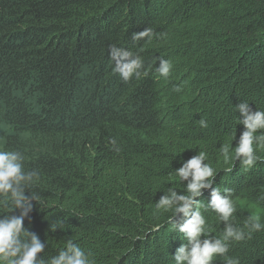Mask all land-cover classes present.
<instances>
[{"label": "trees", "instance_id": "obj_1", "mask_svg": "<svg viewBox=\"0 0 264 264\" xmlns=\"http://www.w3.org/2000/svg\"><path fill=\"white\" fill-rule=\"evenodd\" d=\"M146 28L147 75L124 83L110 46L136 52L133 34ZM159 58L173 64L167 80ZM243 100L264 110V0H0V150L21 151L39 172L43 206L24 223L45 258L72 240L96 264H174L185 241L155 203L173 186L183 193L174 171L200 150L218 173L213 187L232 190L234 223L259 211L264 224V161L245 169L217 156L234 131L238 144ZM202 212L218 237L224 223ZM229 255L264 264V230Z\"/></svg>", "mask_w": 264, "mask_h": 264}, {"label": "clouds", "instance_id": "obj_2", "mask_svg": "<svg viewBox=\"0 0 264 264\" xmlns=\"http://www.w3.org/2000/svg\"><path fill=\"white\" fill-rule=\"evenodd\" d=\"M133 40L141 44L136 52L116 45L109 49L110 61L114 65L112 71L124 83L134 77L139 79L147 75L140 51L143 43L151 42V29L134 33ZM172 70L171 61L158 59L155 71L160 78L167 80ZM175 91L180 92L181 88L176 87ZM235 112H239L242 117L236 120L244 126V131L233 148L232 142L236 138L234 131L230 142L219 147L217 156L224 165L236 161L241 167L251 169L264 161V156L258 154L264 152V110L253 111L249 103L243 100L235 107ZM199 124L202 128L208 127L204 119H200ZM111 144L119 151L114 139ZM224 171L231 172L233 169L229 166ZM217 174L208 162V153L200 150L174 171L175 177L183 185V193L178 194L177 188L173 186L155 203L158 211L172 213L170 223L173 232L182 234L185 241L172 256L174 264H214L217 258L223 264H241L238 257L229 255L231 244L245 241L254 233L264 230L259 211L250 212L242 226L234 223L236 206L232 190L224 188L222 195L219 186L213 187ZM39 179L37 170L25 168V155L21 151L0 150V207L8 209L6 213L0 214V264H96L91 253L72 240H68L57 255L45 258L46 242L35 232L29 231L24 223L26 219H31L34 202L41 208L43 206L40 195L32 191ZM205 189H211L210 200L206 204L197 199ZM259 199L264 200V192ZM202 209L215 213L219 221L224 223L218 237L210 234ZM56 228L61 227L53 224L52 229Z\"/></svg>", "mask_w": 264, "mask_h": 264}]
</instances>
